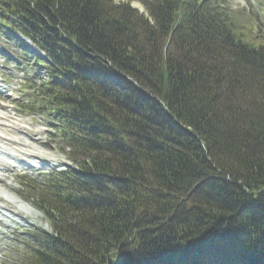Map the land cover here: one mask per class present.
Instances as JSON below:
<instances>
[{
  "label": "trees",
  "instance_id": "obj_1",
  "mask_svg": "<svg viewBox=\"0 0 264 264\" xmlns=\"http://www.w3.org/2000/svg\"><path fill=\"white\" fill-rule=\"evenodd\" d=\"M215 3L0 0L80 168L22 180L57 233L23 264H264V19Z\"/></svg>",
  "mask_w": 264,
  "mask_h": 264
},
{
  "label": "rangeland",
  "instance_id": "obj_2",
  "mask_svg": "<svg viewBox=\"0 0 264 264\" xmlns=\"http://www.w3.org/2000/svg\"><path fill=\"white\" fill-rule=\"evenodd\" d=\"M230 4L232 5V9H240L243 7H249V11H257L256 7V1L255 0H228ZM135 6L139 7L140 9L142 6H140L139 3H135ZM0 40L3 42L4 39L0 38ZM15 49V48H13ZM21 53V52H20ZM16 66V65H15ZM14 64L10 63V68L7 70L8 72H13ZM0 68H2L0 66ZM14 76H16V69L14 68ZM12 87V86H10ZM9 87V88H10ZM15 88H18L16 85ZM12 89V88H10ZM11 99H8L5 90L3 93L0 94V127H3L6 124L10 125V121H12V118L10 117V113L7 112L1 103H8ZM18 119V126L21 131H23L25 134L8 136V140L1 141L6 144L7 149L5 152L7 154H12L16 158H23L22 160H26L28 156V153L35 154L37 156L44 155L47 156L46 158L53 159L49 164L50 165H42L46 166L45 168H50L51 166H54L55 163L60 162V164L64 161H66V158L64 155H62L58 149V145L53 139L51 138L52 130L48 126V121L36 116V115H30L27 116L18 114L16 117V121ZM21 125V126H20ZM15 137H17L16 140ZM23 137V138H22ZM45 141V144L43 142ZM2 144V143H1ZM29 147V150H27V147ZM4 146V145H3ZM38 150H42L43 152H40ZM19 151V152H18ZM25 152V153H23ZM38 153L40 155H38ZM5 154L6 156H8ZM17 154V155H15ZM40 159L42 162L44 160L43 156H40ZM46 160V159H45ZM30 162V161H29ZM34 162V161H33ZM62 165V164H61ZM40 167H35L32 169L26 168L25 165L20 166H11L9 168V171L6 175H3L2 181H0V207L5 208L9 210V212H13L16 215L9 214L11 220H14L10 222L8 219L1 217L0 219L3 220L2 225L0 224V261H3L5 256L8 257L7 259L13 260L16 257V250H17V239H22L21 232H26L27 229H30V227H33L34 225H40L42 223V217L43 214L40 210H38L31 201L26 200L20 195H17L15 191H17L18 182L12 181L10 185L8 184V180H11L12 176H16L18 171L21 170V172H25L24 170H27L30 175L37 174L38 171L45 170V169H38ZM19 188V187H18ZM0 208V211H3ZM6 213L5 211H3ZM7 223L8 225H5ZM14 249V250H13Z\"/></svg>",
  "mask_w": 264,
  "mask_h": 264
}]
</instances>
